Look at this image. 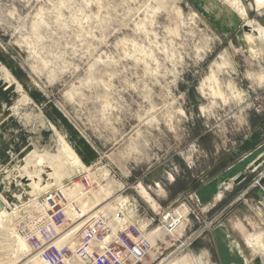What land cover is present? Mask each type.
<instances>
[{"label":"rangeland","instance_id":"1","mask_svg":"<svg viewBox=\"0 0 264 264\" xmlns=\"http://www.w3.org/2000/svg\"><path fill=\"white\" fill-rule=\"evenodd\" d=\"M263 29L255 0H0V264H41L10 211L51 189L80 207L84 179L91 213L147 223L142 264H264L239 196L264 169Z\"/></svg>","mask_w":264,"mask_h":264},{"label":"built area","instance_id":"2","mask_svg":"<svg viewBox=\"0 0 264 264\" xmlns=\"http://www.w3.org/2000/svg\"><path fill=\"white\" fill-rule=\"evenodd\" d=\"M263 179L264 169L255 172L239 194L246 201L245 196L252 194L250 200L253 206L263 213L261 224H264ZM84 180L89 185V181ZM81 184L85 191V184ZM22 188L26 190L23 186ZM71 200L51 189L40 197L29 195L16 206L18 211L14 214V230L27 242L30 250L39 255L44 264H142L151 248L150 235L144 230L146 226L142 228L139 221L132 223L128 219H122L121 211H117L112 220L101 212L83 223L66 240L55 242L68 220L72 223L80 220L81 210ZM186 204L183 202L180 206L184 207ZM68 205L75 208L74 214H67ZM12 206L15 207L14 204ZM175 221L169 222L168 227L176 228L179 221Z\"/></svg>","mask_w":264,"mask_h":264},{"label":"bare ground","instance_id":"3","mask_svg":"<svg viewBox=\"0 0 264 264\" xmlns=\"http://www.w3.org/2000/svg\"><path fill=\"white\" fill-rule=\"evenodd\" d=\"M256 1V3H257V6H259V7H263L264 8V0H255ZM234 7V6H233ZM242 11H243V9H242ZM252 31H256V32H258L259 30H258V28L256 27V29H251ZM259 33V32H258ZM261 37H263L264 38V29H263V33H262V35H261ZM263 155H264V153H262V154H260L259 156H258V158L256 159V162H261L262 160H263ZM69 158L71 159V160H73V162L74 163H79L78 162V158H77V156H76V154H75V152L74 151H72L71 152V154L69 155ZM41 161V160H40ZM72 162V163H73ZM73 163V164H74ZM76 165V164H75ZM78 171H79V168H78V166H76L75 167ZM19 187H17L16 189H18ZM22 191V190H21ZM19 194V193H18ZM82 195H83V198L82 197H80L79 199L81 200V205H80V210H81V212H80V214H79V218H80V220H78L79 222H77V223H75V225H73V227H71L68 231H66V232H64V233H62V234H60L58 237H57V240L55 241V242H62V241H64V240H62L63 238H64V236L65 235H68L69 233H75V231H76V229L78 228V227H80L84 222H87V221H89V219L91 218V217H93L94 215H97V214H99V213H101V212H103L102 210H100V208L99 209H97V210H94L92 213L90 212L91 210H93L94 208H90V207H88L89 206V202L90 201H92V200H95V192L94 191H92V192H89V194H88V191H83L82 192ZM115 202H117V205H115V207L117 208V209H119V208H122V209H126V210H131V211H133L134 212V209H133V207H131L132 206V204L131 203H129V199H128V197H123V196H121V197H119ZM69 206V205H68ZM91 206V205H90ZM9 207H12L11 205H9ZM8 210H9V208H8ZM74 210H75V208L74 207H71L69 210H68V215H71V214H74ZM257 210L259 211V213L262 215V217H263V213L261 212V210L257 207ZM17 211L18 210H15V209H13V210H11L10 212H13L12 214L14 215L15 213H17ZM119 211H121V209L119 210ZM122 212V211H121ZM178 211H175L174 213H171V214H167L166 216H165V219L167 218H169V220H168V222H172V221H175V220H177V221H180V218L182 217V214H179V213H177ZM89 213H91V214H89ZM123 213V212H122ZM170 217H171V219H170ZM14 221V220H13ZM177 221H175V222H177ZM146 222H144V223H141V225H142V228H144L145 226H147L146 224H145ZM0 227H2L1 225H0ZM14 228V227H13ZM144 230H146L145 228H144ZM12 231V233H9V235L11 236V239H12V242H13V247L15 248V250L17 251V253H18V255H26V254H28V253H30V252H32L31 250H30V247H29V245L27 244V242L16 232V231H14V230H11ZM153 232H155V231H153ZM149 234V233H148ZM70 235V234H69ZM108 237H109V235H108ZM260 236H259V234L258 235H255V236H252L251 238H253V240H254V242H255V244L257 245V247H259V248H262L263 247V245H262V243H261V240H260V238H259ZM262 238H263V241H264V231H262ZM60 240H62V241H60ZM247 242H248V245H250V243H251V241L249 240V239H247ZM33 253H35V254H33ZM32 254H33V256H31V257H33V259H35V260H37L39 263H41V264H44L42 261H41V259H40V257H39V255L36 253V252H32ZM31 259V258H30Z\"/></svg>","mask_w":264,"mask_h":264},{"label":"crops","instance_id":"4","mask_svg":"<svg viewBox=\"0 0 264 264\" xmlns=\"http://www.w3.org/2000/svg\"><path fill=\"white\" fill-rule=\"evenodd\" d=\"M1 140H3V139H0V147H1V152H2V151L4 150V149H3L4 147H3V145L1 144ZM2 147H3V148H2ZM263 157H264V156H263ZM262 161H263V160H262ZM262 161H261V162H262ZM256 163H260V162H256ZM2 182H4V179H3V178H2ZM4 190H5V189H3V187H2V191H4ZM219 200H220V199H219ZM214 202H215V204H216L217 201H214ZM231 228H232V230H234L233 227H231ZM249 238H251V237H249Z\"/></svg>","mask_w":264,"mask_h":264},{"label":"water","instance_id":"5","mask_svg":"<svg viewBox=\"0 0 264 264\" xmlns=\"http://www.w3.org/2000/svg\"><path fill=\"white\" fill-rule=\"evenodd\" d=\"M246 27H247V25L244 26V28H246ZM21 180H25V178H22Z\"/></svg>","mask_w":264,"mask_h":264}]
</instances>
